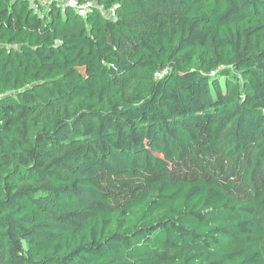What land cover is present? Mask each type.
Masks as SVG:
<instances>
[{
	"label": "trees",
	"instance_id": "1",
	"mask_svg": "<svg viewBox=\"0 0 264 264\" xmlns=\"http://www.w3.org/2000/svg\"><path fill=\"white\" fill-rule=\"evenodd\" d=\"M78 2L0 0V264H264V0Z\"/></svg>",
	"mask_w": 264,
	"mask_h": 264
},
{
	"label": "built area",
	"instance_id": "2",
	"mask_svg": "<svg viewBox=\"0 0 264 264\" xmlns=\"http://www.w3.org/2000/svg\"><path fill=\"white\" fill-rule=\"evenodd\" d=\"M31 7L40 15L44 10L47 9L48 4L55 3L58 7L64 11L66 8L71 7L78 11V13L85 15L87 9L90 7L89 2L79 3L78 0H28Z\"/></svg>",
	"mask_w": 264,
	"mask_h": 264
},
{
	"label": "rangeland",
	"instance_id": "3",
	"mask_svg": "<svg viewBox=\"0 0 264 264\" xmlns=\"http://www.w3.org/2000/svg\"><path fill=\"white\" fill-rule=\"evenodd\" d=\"M81 15L83 16V14H81ZM230 77L236 78V77H239V76H238V73L235 70L231 69V71H230ZM220 80H222V78H220Z\"/></svg>",
	"mask_w": 264,
	"mask_h": 264
}]
</instances>
